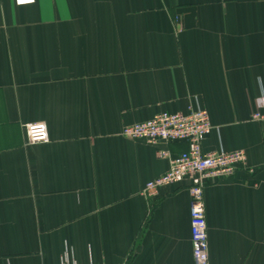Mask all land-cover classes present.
Returning <instances> with one entry per match:
<instances>
[{
	"label": "crops",
	"instance_id": "1",
	"mask_svg": "<svg viewBox=\"0 0 264 264\" xmlns=\"http://www.w3.org/2000/svg\"><path fill=\"white\" fill-rule=\"evenodd\" d=\"M263 94L264 0H0V264H194L188 185L142 195L188 145L122 135L190 105L249 160L206 187L210 264H264Z\"/></svg>",
	"mask_w": 264,
	"mask_h": 264
},
{
	"label": "built area",
	"instance_id": "2",
	"mask_svg": "<svg viewBox=\"0 0 264 264\" xmlns=\"http://www.w3.org/2000/svg\"><path fill=\"white\" fill-rule=\"evenodd\" d=\"M14 1L17 7L34 5L36 2ZM259 106L260 110L253 114L251 120L264 124V94L259 99ZM47 127L45 123L26 125L24 129L27 144L35 146L49 143ZM213 130L209 112L198 105H190L185 113L164 112L141 124L126 126L122 131L125 138L144 141L152 146L169 143L188 145V150L179 155H174L169 150L159 151L158 157L169 163V170L149 182L142 195L147 200L156 199L167 187L188 185L192 197L190 226L194 264H210L205 201L207 185L236 175L241 169H247L249 161L244 151L205 153L203 143Z\"/></svg>",
	"mask_w": 264,
	"mask_h": 264
}]
</instances>
